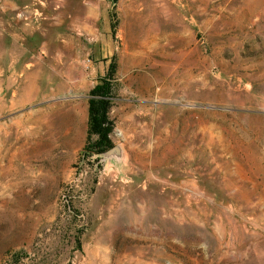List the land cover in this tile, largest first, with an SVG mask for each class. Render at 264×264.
<instances>
[{
  "label": "rangeland",
  "instance_id": "rangeland-1",
  "mask_svg": "<svg viewBox=\"0 0 264 264\" xmlns=\"http://www.w3.org/2000/svg\"><path fill=\"white\" fill-rule=\"evenodd\" d=\"M114 1L0 0V264H264V0Z\"/></svg>",
  "mask_w": 264,
  "mask_h": 264
},
{
  "label": "trees",
  "instance_id": "trees-1",
  "mask_svg": "<svg viewBox=\"0 0 264 264\" xmlns=\"http://www.w3.org/2000/svg\"><path fill=\"white\" fill-rule=\"evenodd\" d=\"M112 29L114 31L116 26L113 25ZM113 58L107 73L98 79L90 91L88 136L83 152L91 157H100L115 147L112 139L115 122L110 112L115 97L118 65Z\"/></svg>",
  "mask_w": 264,
  "mask_h": 264
}]
</instances>
